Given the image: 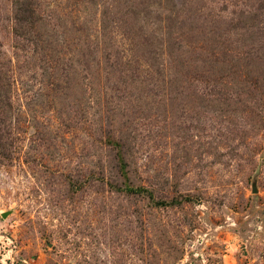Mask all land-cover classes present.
I'll list each match as a JSON object with an SVG mask.
<instances>
[{
    "label": "rangeland",
    "instance_id": "rangeland-1",
    "mask_svg": "<svg viewBox=\"0 0 264 264\" xmlns=\"http://www.w3.org/2000/svg\"><path fill=\"white\" fill-rule=\"evenodd\" d=\"M0 264H264V0H0Z\"/></svg>",
    "mask_w": 264,
    "mask_h": 264
},
{
    "label": "trees",
    "instance_id": "trees-1",
    "mask_svg": "<svg viewBox=\"0 0 264 264\" xmlns=\"http://www.w3.org/2000/svg\"><path fill=\"white\" fill-rule=\"evenodd\" d=\"M110 185V187L112 188V189H114V188H117V186H119V185H117V184H109ZM120 191H125V192H127V193H138V192H142L144 189H142V188H140V189H134L132 186H125V189L124 190H122L121 188H118Z\"/></svg>",
    "mask_w": 264,
    "mask_h": 264
}]
</instances>
